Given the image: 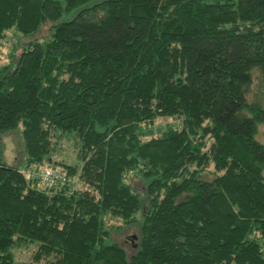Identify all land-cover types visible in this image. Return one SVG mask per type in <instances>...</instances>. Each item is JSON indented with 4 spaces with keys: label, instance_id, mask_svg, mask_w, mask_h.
Here are the masks:
<instances>
[{
    "label": "trees",
    "instance_id": "1",
    "mask_svg": "<svg viewBox=\"0 0 264 264\" xmlns=\"http://www.w3.org/2000/svg\"><path fill=\"white\" fill-rule=\"evenodd\" d=\"M45 26L0 63V264H264V0H0V49Z\"/></svg>",
    "mask_w": 264,
    "mask_h": 264
},
{
    "label": "rangeland",
    "instance_id": "2",
    "mask_svg": "<svg viewBox=\"0 0 264 264\" xmlns=\"http://www.w3.org/2000/svg\"><path fill=\"white\" fill-rule=\"evenodd\" d=\"M48 36V27H43L36 35L30 37H23L15 34L13 31L6 33L7 42L3 44L0 49V63L5 64L8 62V57L13 55L15 58L21 52L23 45L33 40L41 41ZM14 50V52H13ZM253 83L249 94L246 97V101L249 105H256L264 108V72L258 70L252 71ZM167 123H172L159 119L156 121L154 129H161L166 126ZM21 129V127H20ZM255 140L264 146V124L258 125ZM2 145L4 149V161L8 166H14L22 158L23 145L19 130H14L6 133L2 136ZM65 149V155L62 157L68 163H74V158L71 154L73 151V144L71 142H65L63 145ZM49 170V169H47ZM264 176V172H263ZM138 235V229L136 227L124 228L121 233L115 234L112 240L122 245L130 254L132 252L131 246H134L136 237ZM36 247L34 245H27L17 247L14 249L15 263H29Z\"/></svg>",
    "mask_w": 264,
    "mask_h": 264
},
{
    "label": "built area",
    "instance_id": "3",
    "mask_svg": "<svg viewBox=\"0 0 264 264\" xmlns=\"http://www.w3.org/2000/svg\"><path fill=\"white\" fill-rule=\"evenodd\" d=\"M22 175L26 181H38L44 188H53L55 186H64L70 183V180L61 172L55 170L35 171L29 169L23 171Z\"/></svg>",
    "mask_w": 264,
    "mask_h": 264
}]
</instances>
